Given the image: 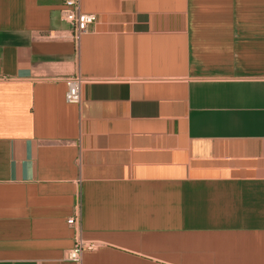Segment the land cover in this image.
Listing matches in <instances>:
<instances>
[{
	"label": "crops",
	"instance_id": "crops-1",
	"mask_svg": "<svg viewBox=\"0 0 264 264\" xmlns=\"http://www.w3.org/2000/svg\"><path fill=\"white\" fill-rule=\"evenodd\" d=\"M0 0V264H264V0ZM85 81L81 104L65 80Z\"/></svg>",
	"mask_w": 264,
	"mask_h": 264
},
{
	"label": "built area",
	"instance_id": "built-area-1",
	"mask_svg": "<svg viewBox=\"0 0 264 264\" xmlns=\"http://www.w3.org/2000/svg\"><path fill=\"white\" fill-rule=\"evenodd\" d=\"M67 9L62 20L70 26L75 41L87 33L90 26L95 24L94 14L84 13L80 9L79 0H64ZM85 81L79 74L68 77L65 80V100L68 104L79 106L81 104V90ZM66 224L73 230V247L67 253L66 259L74 264H80L84 252L95 251L99 247L98 242L88 241L82 237L81 205L77 197L74 206V214L67 218Z\"/></svg>",
	"mask_w": 264,
	"mask_h": 264
}]
</instances>
